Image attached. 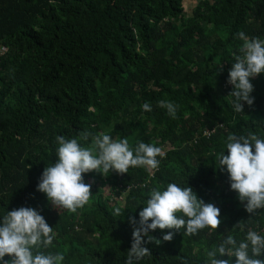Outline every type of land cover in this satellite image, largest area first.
<instances>
[{
    "label": "trees",
    "instance_id": "obj_1",
    "mask_svg": "<svg viewBox=\"0 0 264 264\" xmlns=\"http://www.w3.org/2000/svg\"><path fill=\"white\" fill-rule=\"evenodd\" d=\"M240 31L264 39V0H204L191 16L182 0H0V42L7 47L0 55V219L31 207L56 233L43 251L63 253V264H125L129 217L139 227L149 189L175 183L216 204L219 228L192 236L150 230L161 242L144 243L152 255L134 264H206V252L226 236L264 235V209L248 213L216 162L227 154L229 133L264 139V73L250 78L254 101H241L243 112L229 95ZM161 100L179 106L176 118L158 106ZM84 130L127 138L133 148L155 144L166 156L158 157L155 175L143 167L107 177L86 173L90 203L76 213L56 210L37 185L57 159L56 137ZM117 207L123 216H114ZM169 231L173 239L164 241Z\"/></svg>",
    "mask_w": 264,
    "mask_h": 264
},
{
    "label": "clouds",
    "instance_id": "obj_2",
    "mask_svg": "<svg viewBox=\"0 0 264 264\" xmlns=\"http://www.w3.org/2000/svg\"><path fill=\"white\" fill-rule=\"evenodd\" d=\"M238 38L243 41L239 55H234L228 72V83L233 87L229 95L233 97L232 106L236 112H243V104H253L254 86L250 78L264 73V39L249 38L243 31L238 32ZM158 106L167 110V114L176 118L178 105L171 101L161 100ZM144 111H151V105L144 103ZM210 136L213 131L207 132ZM206 133V134H207ZM83 146L81 141H89ZM58 147L54 163L45 166L37 190L46 195L54 208H63L70 213L88 205L92 198L91 184L84 182V174L98 172L107 177L111 171L118 174L128 173L130 168L143 167L150 175H155L159 169L160 157L166 152L151 143L139 142L131 147L127 138L113 139L106 133L93 134L87 130L81 131L78 137H56ZM226 149L216 155L217 168L226 169L233 190L244 208L254 214L258 209H264V139L255 133L236 135L229 133L226 139ZM146 187V185H145ZM125 210L114 209V216H123ZM134 226L131 247L128 249L125 264H134L146 256L152 255L144 243L161 241L150 235V230L173 229L179 232L184 229V235L192 236L207 228L217 231L221 224L220 209L212 203H205L193 191L192 187H181L168 183L166 188L159 186L149 189V198L139 212V227L137 221L129 217ZM150 221V222H149ZM241 232L245 225L238 221L236 225ZM56 233L45 218L31 207H20L7 211L0 219V264H63V253L45 252L53 245ZM147 237V241L143 239ZM162 239L171 241L173 232H166ZM227 255L229 259H219ZM9 259H5V256ZM264 235L255 230H248L243 239L237 240L228 235L218 245L206 252V264H264Z\"/></svg>",
    "mask_w": 264,
    "mask_h": 264
},
{
    "label": "rangeland",
    "instance_id": "obj_3",
    "mask_svg": "<svg viewBox=\"0 0 264 264\" xmlns=\"http://www.w3.org/2000/svg\"><path fill=\"white\" fill-rule=\"evenodd\" d=\"M204 0H182V6L183 10L186 16H191L193 13V10L196 8L198 2H201ZM214 30L211 27L206 28L207 33H212ZM7 51V47L3 45V43L0 42V55L3 54V52ZM108 134V132H107ZM164 150V148H162ZM157 172V171H156ZM155 172V173H156ZM213 205H216L215 203H212ZM57 210V208H56Z\"/></svg>",
    "mask_w": 264,
    "mask_h": 264
}]
</instances>
